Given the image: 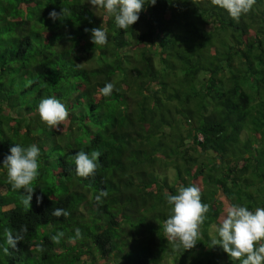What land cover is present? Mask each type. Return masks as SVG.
I'll return each mask as SVG.
<instances>
[{
	"label": "trees",
	"instance_id": "1",
	"mask_svg": "<svg viewBox=\"0 0 264 264\" xmlns=\"http://www.w3.org/2000/svg\"><path fill=\"white\" fill-rule=\"evenodd\" d=\"M99 27L103 47L85 31ZM50 96L69 111L57 129L36 113ZM15 144L40 148L29 210L2 168ZM93 150L95 174L76 176L74 154ZM178 185L210 206L182 252L163 230ZM229 205L264 207V0L238 22L210 0H156L126 30L87 0H0V264H240L209 246Z\"/></svg>",
	"mask_w": 264,
	"mask_h": 264
},
{
	"label": "clouds",
	"instance_id": "2",
	"mask_svg": "<svg viewBox=\"0 0 264 264\" xmlns=\"http://www.w3.org/2000/svg\"><path fill=\"white\" fill-rule=\"evenodd\" d=\"M95 9H103L109 16L113 17L119 29L130 28L138 19L139 13L143 10L145 3L154 5L156 0H87ZM204 0H192L198 5ZM256 0H210L212 6H217L227 11L229 16L239 21L242 15L248 14ZM67 10L62 8L60 12L52 10L48 13L53 21L64 18ZM91 32V42L94 45L103 47L107 44V32L99 27L85 29ZM79 65V64H77ZM115 85L106 83L99 91L102 96L112 94ZM42 123L50 129H57L63 125L68 117L67 107L55 97L42 99L36 109ZM10 154L6 155L2 162L3 170H6V179L12 190H24L26 196L22 200L25 209H30V201L35 188L33 181L39 177L40 148L36 144L26 147L15 144L10 147ZM101 153L93 150L91 155L84 151L74 154L75 174L80 178H88L95 174L97 161ZM108 195L106 190H101L94 199L100 203L102 197ZM165 199L169 208V215L164 221L163 230L167 241L176 251L192 249L201 236V225L206 219L210 206L201 201V189L195 185H178L176 194L165 192ZM42 196H36L37 204L41 203ZM52 215L55 217H67L70 213L62 208L54 209ZM27 226H22L20 232L13 235L7 228L4 231L7 247L3 251L10 254L9 248L15 249L17 242L23 240V232ZM215 233L209 246H220L233 261L240 264H264V207H257L254 211L245 206L229 205L225 208V214L215 226ZM64 237V232L58 230L51 236L53 243L59 244ZM81 231L75 229V239H80ZM35 251L43 253V244H37Z\"/></svg>",
	"mask_w": 264,
	"mask_h": 264
}]
</instances>
